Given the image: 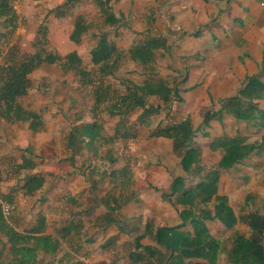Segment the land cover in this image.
Here are the masks:
<instances>
[{
	"label": "crops",
	"instance_id": "obj_1",
	"mask_svg": "<svg viewBox=\"0 0 264 264\" xmlns=\"http://www.w3.org/2000/svg\"><path fill=\"white\" fill-rule=\"evenodd\" d=\"M96 1L64 0L58 6L44 5V25L49 19H71L69 27L64 25L66 35L60 47H72L91 37L94 50L100 37L90 24L100 20L98 29L112 32L108 41L121 57L116 71L120 75L115 78L114 72L105 85L122 91L123 86L118 88L115 79L126 85L162 81L178 89V100L168 110L158 96L149 95L146 103L159 106V111L144 115L141 108H135L121 118L100 109L93 114L90 92L91 120L85 121L82 113L71 116L62 103L56 106L52 98L43 100L35 93L42 80L66 86L72 72L59 71L53 76L52 65L46 64L32 71L28 76L31 89L18 103L36 114L38 127L34 130L30 121L10 122L0 116V203L15 206L8 218L1 210L4 223L0 225V264L150 263L147 249L161 255L166 252L156 244L158 229L181 226V231L194 235L191 220L183 223L180 218L189 207L180 204L178 198L218 168L224 150L214 148L213 143L221 138H241L243 145L254 149L220 171L216 196L227 199L236 217L264 215V150H258L264 140V127L234 118L231 107L220 112L222 102L243 90L247 79L258 75L264 65V0H109L118 19L113 26L102 24ZM58 7L60 17L48 16ZM84 13L90 15L85 17ZM78 22L87 30L74 43L70 37ZM2 33L0 40L7 44L11 36ZM145 38L162 44L148 68L130 59L133 44ZM13 43L5 51L0 50V66L6 59L8 63L17 62L36 51L24 54ZM76 51L79 49L73 46L62 56ZM41 68L49 72H39ZM259 80L264 84V76ZM55 88L50 86L51 90ZM252 103L264 111V99ZM204 111L213 116L200 129ZM99 113L112 118L113 128L107 131L103 125L101 132L108 142L91 150L76 146L74 154L68 146L71 128L97 118L100 122ZM186 119L195 130L190 148L196 161L188 171L181 166V154L173 150V140L152 135L155 128ZM94 150L97 157L91 156ZM83 152L88 156L79 160ZM89 157L93 159L87 160ZM104 169L107 174L101 176ZM122 169L123 173L117 172ZM113 171L115 174H111ZM34 176L41 177L42 183L30 191L26 184ZM175 178L184 181L180 194L170 190ZM202 209L212 211L213 207L195 204L192 212L198 214ZM204 224L220 243L217 264H228L226 251L233 233L248 234V227L237 222L228 229L216 219H207ZM194 262L206 263L197 259Z\"/></svg>",
	"mask_w": 264,
	"mask_h": 264
},
{
	"label": "trees",
	"instance_id": "obj_2",
	"mask_svg": "<svg viewBox=\"0 0 264 264\" xmlns=\"http://www.w3.org/2000/svg\"><path fill=\"white\" fill-rule=\"evenodd\" d=\"M69 1L67 0V2ZM96 2L100 9L102 24L104 26L116 24L118 19L111 10L109 0H97ZM10 4L11 0H0V28L3 29L1 36H11L17 26V16ZM49 15L57 18L62 15V12L58 7ZM86 30L87 27L81 22L76 23L70 37L71 41L77 43L81 34ZM38 33L40 39L37 44L42 46L46 43L47 30L45 25L39 26ZM99 37L100 40L96 48L90 54L91 63L95 67L93 71L83 68L82 60L75 52L60 56L45 52L42 48H36L33 55L21 56L17 62L8 63L9 60H4L3 65L0 66V116L10 122L30 121V126L34 130L38 127L39 123L35 122L38 118L36 114L24 110L18 103V99L25 96L31 89L32 82L28 76L41 64L57 65L64 73L72 72L83 86L91 85L93 88L91 94L94 98L92 113L100 109L111 116L123 118L126 113L135 108H141L144 115L151 111H159V106L146 103L145 99L149 95L158 96L164 104L163 107L169 110L171 104L178 100V89L169 88L162 81L146 80L140 85H126V82H121L118 79L120 85L123 86L122 91L111 90L109 86L105 85V80L114 77L121 57L114 45L107 40L105 34L100 33ZM161 47L162 44L158 43L156 39L139 40L130 49V59L134 64L148 68V65L155 61V51ZM9 51L13 52V49L10 48ZM262 76H264V65L258 75L247 79L246 87L243 90L235 97L222 102L220 112L231 107L230 113L234 118L258 123L264 127V111L259 110L257 105L252 103L253 100L264 99V84L259 80ZM101 102L105 104L102 106L100 105ZM212 116L210 111L203 112L200 129L207 126ZM102 131L103 124L97 119L92 122L76 124L69 132L68 146L74 154L76 146H88L89 150L92 147H100L108 142L107 138L103 137ZM152 135L173 140V150L181 154V166L184 171H188L195 163V152L190 148L195 130L188 119L179 124H168L164 128H155ZM243 141L241 138L216 140L213 147L223 148L224 155L218 164V168L208 172L204 181L196 187L180 194L184 181L182 178L173 179L170 186L171 193H179L178 202L189 207L180 213V218L183 223L191 220L194 235L181 231V226L158 229L155 234L156 244L164 248L166 252L161 255L155 249H147L146 251L151 258V262L148 264H201L195 263L194 260L196 259L204 260L206 263L203 264H217L220 243L208 233L204 224L207 219H216L228 229H232L237 222H242L248 227V234L233 233L231 247L226 251L228 264H264V215L250 213L243 217H236L233 209L228 205L227 199L216 196L220 171L232 167L254 149L253 146L243 145ZM258 150H264V140L258 146ZM90 153L92 156H97L96 153V155L92 154V151ZM117 172L123 173V169ZM106 174V169L101 171V176ZM111 174H115V172L113 171ZM41 183L42 178L34 176L28 180L26 186L32 191L38 189ZM195 204H210L213 209L212 211L202 209L198 214H195L192 212ZM3 223L0 203V225Z\"/></svg>",
	"mask_w": 264,
	"mask_h": 264
},
{
	"label": "rangeland",
	"instance_id": "obj_3",
	"mask_svg": "<svg viewBox=\"0 0 264 264\" xmlns=\"http://www.w3.org/2000/svg\"><path fill=\"white\" fill-rule=\"evenodd\" d=\"M40 1H43L44 3L39 4L38 2ZM40 1L28 3L27 0H11L12 5L16 6L15 11L18 15L17 26L16 29L13 31V33H11V41L5 44L6 41L2 42L0 40V50L5 51L6 49L9 48L10 43L14 42L13 44L18 46V48L21 49V51L24 52V54L34 52L36 48L37 49L42 48V50L45 52H51L62 56L67 52H69L74 46L75 48L79 49V51L76 52L79 54V56L82 59L83 68L89 71H93L95 67L91 63V56H90L91 51L93 49V48L91 49L93 45V40L91 37H87L85 41L79 43L78 45H73L72 47L70 46L67 47L66 45H63L62 48L60 47L66 35L65 26L69 27L71 25V19L68 20L49 19L45 23V27L47 30L46 43L42 46H38L37 41L40 39V34L38 33V30H39V26L44 25L43 15L45 14L44 12H46L47 10V8L44 7V5L47 6L48 4H50L52 6H58L64 3V0H40ZM76 7L73 8L72 14L75 13ZM84 15L85 17H88L90 14L84 13ZM99 24H100V20L97 23L95 22V24H90V25L91 28L93 26L94 29H96L97 37L100 35V33L101 34L103 33L106 35V38H108L107 40H109L112 35V32L109 33V30L107 28H100L99 30L98 29ZM0 32H3L2 28H0ZM52 68H53L52 70L53 76H56V74L59 73V71L62 72L60 67L57 65H52ZM55 70H57L58 72ZM40 71H44L46 73L49 72L47 70H43L42 68L39 69V72ZM119 75L120 73L116 72L115 78H117V76ZM113 82L115 85L118 86V88L122 89V86L118 84L117 79H115V81ZM51 85H55L56 88L51 90L50 89ZM42 90L44 91V93L39 94V92L41 93ZM91 91L92 89L89 85L83 86L82 84H80L76 76L72 75V73H69L68 83L66 84V86L64 85L62 86L61 83L47 84L45 81L42 80L37 90H35V93L36 95H39L41 98H43V100L52 98L54 102H56L57 104L56 106H59L60 103H62L63 107L67 108V112L71 116H75V114L79 112L82 113L83 118L86 121V120H91V114L89 113V109L92 104L91 96H90ZM99 115H100L99 120L104 125V128L107 129V131H110L113 128L112 118L108 117L104 113L103 114L99 113ZM92 152L95 154V150ZM86 156H88V154L83 152L80 155L79 160L85 159ZM89 159L90 157L87 160ZM92 159L93 158L91 157L90 161Z\"/></svg>",
	"mask_w": 264,
	"mask_h": 264
},
{
	"label": "built area",
	"instance_id": "obj_4",
	"mask_svg": "<svg viewBox=\"0 0 264 264\" xmlns=\"http://www.w3.org/2000/svg\"><path fill=\"white\" fill-rule=\"evenodd\" d=\"M11 8L13 10V12L16 14V16L18 17L17 13H16V6L12 5V3L10 4ZM15 206L14 204L8 203V202H3L2 206H1V210H2V214L5 218H8L12 212L14 211Z\"/></svg>",
	"mask_w": 264,
	"mask_h": 264
}]
</instances>
